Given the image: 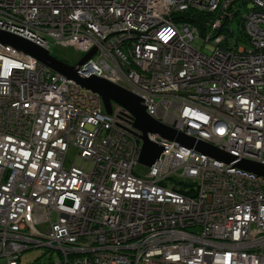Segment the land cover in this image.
Listing matches in <instances>:
<instances>
[{
  "label": "built area",
  "instance_id": "built-area-1",
  "mask_svg": "<svg viewBox=\"0 0 264 264\" xmlns=\"http://www.w3.org/2000/svg\"><path fill=\"white\" fill-rule=\"evenodd\" d=\"M223 3L249 41L198 27ZM0 31L83 53L195 143L147 133L141 164L131 112L0 43V264H264V177L238 167L264 165V0H0Z\"/></svg>",
  "mask_w": 264,
  "mask_h": 264
},
{
  "label": "water",
  "instance_id": "water-1",
  "mask_svg": "<svg viewBox=\"0 0 264 264\" xmlns=\"http://www.w3.org/2000/svg\"><path fill=\"white\" fill-rule=\"evenodd\" d=\"M0 43L7 46H13L17 50L31 55L36 58L40 63L49 67L54 72L66 77L67 79L75 81L84 89L90 90L102 98L104 107L108 114H112L113 103L123 107L131 112L135 117V128L141 131L143 146L140 163L145 166H152L156 160L159 159L161 150L156 145L148 141L145 136L147 133L158 134L164 138L178 142L180 145L193 147L194 140L184 136L173 129L161 124L155 119L151 118L142 105V101L126 89L112 83L103 78L91 77L88 79L81 78L75 66L56 58L48 49L42 48L34 43H31L17 35L0 31ZM95 50L87 54L78 65H83L86 61L90 60ZM171 134V135H169ZM155 149V150H153ZM153 150V151H152ZM198 151L213 157L216 160L231 163L235 157L221 153L214 147L202 145ZM241 169L264 177V165L251 162H242L238 164Z\"/></svg>",
  "mask_w": 264,
  "mask_h": 264
},
{
  "label": "rangeland",
  "instance_id": "rangeland-1",
  "mask_svg": "<svg viewBox=\"0 0 264 264\" xmlns=\"http://www.w3.org/2000/svg\"><path fill=\"white\" fill-rule=\"evenodd\" d=\"M227 5H228L227 3H223L220 6H218L215 10H210L206 14H203L202 12L195 11L194 17L197 19V22L199 23V25L201 23H203L198 27H204L206 21L208 24H210L211 22H220L221 25L224 22H227V25H226L225 31H224V32H227L228 28L235 25L234 20L237 21L238 17L240 16V13H238L234 18L229 19L228 18L229 10L227 9L228 8ZM192 15L193 14L191 13V16ZM240 24L241 25H235V31L234 32L233 31H232V33L227 32V33H229L230 39L236 38L237 41H241L244 39L248 40V38L250 37L249 34L246 33V30L248 28V23L245 25V23L241 22ZM251 42H252V38L250 39V43ZM56 52L63 59L70 61L72 63L79 61L83 57V53L75 51L74 49H61V50H56ZM75 155H76V150L74 148H71L69 153H68L69 161L73 162ZM79 164H80V162H79ZM138 171L141 173H144L147 171V168L140 166L138 168ZM42 256H43L42 251L27 252L24 254L23 264H31L36 258H40Z\"/></svg>",
  "mask_w": 264,
  "mask_h": 264
},
{
  "label": "trees",
  "instance_id": "trees-1",
  "mask_svg": "<svg viewBox=\"0 0 264 264\" xmlns=\"http://www.w3.org/2000/svg\"><path fill=\"white\" fill-rule=\"evenodd\" d=\"M238 22V23H237ZM240 22H241V20L240 19H237V21L235 20L234 21V24H236V25H238V24H240ZM56 58H58V59H60V60H62V61H65V62H67V63H69L67 60H65V59H63L61 56H59L58 55V53L56 52H54V53H52Z\"/></svg>",
  "mask_w": 264,
  "mask_h": 264
},
{
  "label": "bare ground",
  "instance_id": "bare-ground-1",
  "mask_svg": "<svg viewBox=\"0 0 264 264\" xmlns=\"http://www.w3.org/2000/svg\"><path fill=\"white\" fill-rule=\"evenodd\" d=\"M237 12V8L233 11V13L231 15H235Z\"/></svg>",
  "mask_w": 264,
  "mask_h": 264
},
{
  "label": "clouds",
  "instance_id": "clouds-1",
  "mask_svg": "<svg viewBox=\"0 0 264 264\" xmlns=\"http://www.w3.org/2000/svg\"><path fill=\"white\" fill-rule=\"evenodd\" d=\"M69 62V61H68ZM69 64H70V62H69Z\"/></svg>",
  "mask_w": 264,
  "mask_h": 264
}]
</instances>
